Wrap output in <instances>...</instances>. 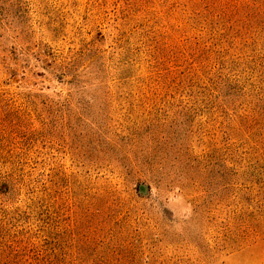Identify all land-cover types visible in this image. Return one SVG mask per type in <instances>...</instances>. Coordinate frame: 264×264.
<instances>
[{
  "label": "rangeland",
  "instance_id": "1",
  "mask_svg": "<svg viewBox=\"0 0 264 264\" xmlns=\"http://www.w3.org/2000/svg\"><path fill=\"white\" fill-rule=\"evenodd\" d=\"M0 264H264V0H0Z\"/></svg>",
  "mask_w": 264,
  "mask_h": 264
}]
</instances>
